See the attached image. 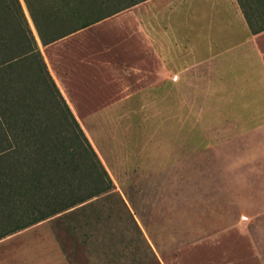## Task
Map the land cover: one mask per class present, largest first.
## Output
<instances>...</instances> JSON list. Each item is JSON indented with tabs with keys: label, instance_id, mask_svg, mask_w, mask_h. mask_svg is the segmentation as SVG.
Listing matches in <instances>:
<instances>
[{
	"label": "rangeland",
	"instance_id": "374dc122",
	"mask_svg": "<svg viewBox=\"0 0 264 264\" xmlns=\"http://www.w3.org/2000/svg\"><path fill=\"white\" fill-rule=\"evenodd\" d=\"M120 15L39 45L112 188L1 239L0 264H264V115L235 114L264 108V86L219 100L204 92V68L190 76L202 83L177 90L140 83L127 66L155 63L120 45L138 44L123 30L137 21ZM87 54L97 63L78 61Z\"/></svg>",
	"mask_w": 264,
	"mask_h": 264
},
{
	"label": "trees",
	"instance_id": "16d2710c",
	"mask_svg": "<svg viewBox=\"0 0 264 264\" xmlns=\"http://www.w3.org/2000/svg\"><path fill=\"white\" fill-rule=\"evenodd\" d=\"M21 1L37 40L19 0H0V240L111 190L39 45L145 0ZM236 1L249 32L264 31V0Z\"/></svg>",
	"mask_w": 264,
	"mask_h": 264
},
{
	"label": "crops",
	"instance_id": "0c3cea01",
	"mask_svg": "<svg viewBox=\"0 0 264 264\" xmlns=\"http://www.w3.org/2000/svg\"><path fill=\"white\" fill-rule=\"evenodd\" d=\"M136 6H141L144 11L139 15L134 14L133 17H129L130 13H116L75 32L77 38L81 34L95 30L97 25L107 20H114L113 18L123 14L125 20L130 18L137 21L135 27H129V29L125 27L123 30L129 38L137 37L138 44L120 45L126 50L138 51L143 61L155 63L154 66L147 64L146 67L129 65L124 73L126 76L130 77L131 73H134L133 75L139 79L140 83H145L149 78L152 80L154 77L153 83L158 87L164 90L165 87L177 90L181 84L202 83L199 80L192 81L190 76L194 69L204 68L205 76H209V79L203 81L204 92L214 93V98L224 101L244 99L241 96L247 87L263 88L264 51L260 49L258 43L261 39L264 40V31L255 35L249 32L236 0H145L133 7ZM110 32L111 30L108 31ZM77 47L79 51H83L80 45ZM94 58L95 56L87 54L78 58V61L87 62L85 65L97 63L93 61ZM108 64L105 61L103 63L104 66ZM157 66L160 69L159 72L156 70ZM114 69L116 75L122 76L123 69L117 67V70L116 66ZM228 75L233 80L227 79ZM59 83L61 89L57 85L58 90L74 114L64 84ZM263 109L260 106L252 112L242 110L235 114L260 117L264 115ZM83 133L89 137L86 132ZM90 145L95 153H98L92 142Z\"/></svg>",
	"mask_w": 264,
	"mask_h": 264
},
{
	"label": "water",
	"instance_id": "95a60500",
	"mask_svg": "<svg viewBox=\"0 0 264 264\" xmlns=\"http://www.w3.org/2000/svg\"><path fill=\"white\" fill-rule=\"evenodd\" d=\"M31 27H32V26H31ZM32 31H34L33 28H32ZM34 35H35V33H34ZM35 38H36V35H35ZM36 40H37V38H36Z\"/></svg>",
	"mask_w": 264,
	"mask_h": 264
}]
</instances>
